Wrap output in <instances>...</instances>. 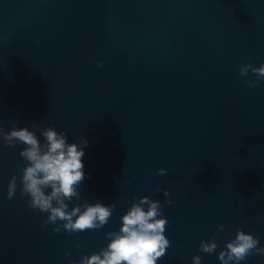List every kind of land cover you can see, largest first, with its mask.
Returning a JSON list of instances; mask_svg holds the SVG:
<instances>
[{
	"label": "water",
	"instance_id": "water-1",
	"mask_svg": "<svg viewBox=\"0 0 264 264\" xmlns=\"http://www.w3.org/2000/svg\"><path fill=\"white\" fill-rule=\"evenodd\" d=\"M246 62L264 65V0H0L5 131L15 122L43 143L35 123L86 139L80 195L116 205L102 229L42 230L47 214L19 191L24 146L0 142V264H79L145 196L169 221L157 264H221L237 229L264 247V80L249 88ZM213 236L216 252H201Z\"/></svg>",
	"mask_w": 264,
	"mask_h": 264
},
{
	"label": "clouds",
	"instance_id": "clouds-1",
	"mask_svg": "<svg viewBox=\"0 0 264 264\" xmlns=\"http://www.w3.org/2000/svg\"><path fill=\"white\" fill-rule=\"evenodd\" d=\"M103 67V62L97 63ZM242 77H248L251 72L257 77L245 80L249 88H257L264 80V65L255 67L251 63H243L239 69ZM0 120V142L9 148L23 145L19 155L25 160L26 166L22 169L20 178V195L28 198V203L34 212L47 214L42 222V230L49 225L54 233L62 230L67 234L79 233L88 230L104 228L113 215L115 203L105 206L97 202L90 204L80 195V187L85 180L84 148L88 141H83V147L77 143H69L66 132L57 131L52 127H40L33 123L31 127L40 132L44 142L30 131L27 126L17 128L15 122L9 131L3 127ZM167 174V169H160L157 175ZM17 176L13 175L8 185L7 199L12 200L17 193ZM157 191H160L158 188ZM164 191V196H169ZM83 201L70 209L73 200ZM173 202L167 201L168 205ZM162 204L150 197H143L134 202L127 213L122 216V227L119 231L106 234L110 241L106 248L91 256L84 255L79 264H157L171 247L170 240L165 232L169 221L164 218ZM224 231V225L218 226V232ZM259 237L246 234L237 229L235 239L226 243L224 250L219 252L221 264H241L251 255L264 256V247L258 246ZM82 245H77L78 250ZM219 244L213 236L210 241H201L199 250L203 253H215ZM66 252L65 256H70ZM202 257H193V264H201Z\"/></svg>",
	"mask_w": 264,
	"mask_h": 264
}]
</instances>
